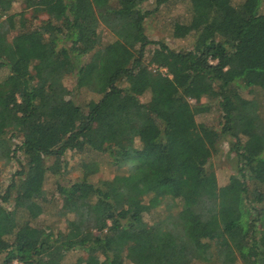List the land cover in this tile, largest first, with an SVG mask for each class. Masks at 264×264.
Masks as SVG:
<instances>
[{
	"label": "trees",
	"instance_id": "trees-1",
	"mask_svg": "<svg viewBox=\"0 0 264 264\" xmlns=\"http://www.w3.org/2000/svg\"><path fill=\"white\" fill-rule=\"evenodd\" d=\"M143 1L0 0V165L18 168L0 193V264H264V118L240 94L264 87V0H186L181 50L145 37ZM64 76L96 100L81 109ZM212 107L217 128L196 120ZM223 141L234 171L219 183L206 165ZM68 149L117 172L56 182L64 229L35 227Z\"/></svg>",
	"mask_w": 264,
	"mask_h": 264
},
{
	"label": "rangeland",
	"instance_id": "rangeland-1",
	"mask_svg": "<svg viewBox=\"0 0 264 264\" xmlns=\"http://www.w3.org/2000/svg\"><path fill=\"white\" fill-rule=\"evenodd\" d=\"M158 0H144L140 4L141 10L148 11L142 21L143 33L148 40L156 42H163L167 47L174 50L188 49L193 42L192 35L185 33L180 28L172 29L174 23L180 24L186 21L187 17V2L186 0H164L157 3ZM241 0H230L231 4L235 5ZM21 6L18 3H14L10 11H19ZM259 12L264 14V1L259 7ZM29 11L23 12V16L27 17ZM42 15L37 19H43ZM9 20V16L5 18ZM9 27V25H6ZM99 39H101L102 46H107L111 42L113 37L104 32L102 29L98 32ZM10 36V34H8ZM153 44L146 46L147 50L153 47ZM147 57V55H146ZM146 57L144 62L146 61ZM151 67V66H150ZM63 85L68 90V98L77 104L81 109H86L88 101H95L97 95L89 93L85 88H75L73 85V78L71 76H64L62 79ZM240 94L243 97H253L257 100L260 112L264 118V87L253 88L251 94H246L245 90H240ZM138 100L147 101L148 93L146 91L141 92L138 96ZM201 101H205L204 98H200ZM196 120L205 122L217 128L219 122L218 113L212 107L209 112L196 116ZM16 140V139H14ZM63 162L66 164V172L63 175L57 177L48 174L43 181L42 188L44 191V204L41 214L35 216V219L31 222V225L40 228H49L51 230H63L64 223L63 218L58 217L55 214V210L58 205V196L55 183L59 181V184H66L69 180L77 178H86L89 182L96 183L98 180H105L110 178L117 170L107 164L104 159L90 152L76 153L73 150H66L61 156ZM207 168H210L216 175L217 181L222 182L227 175L234 171L233 156L227 152V146L225 142H221L217 148V151L207 159ZM23 164V162H21ZM18 170L15 159H11L6 165H0V193L9 181L10 176ZM160 208H154L148 213L142 215L145 222H152L159 214ZM82 254L79 251L70 252L64 257L66 262H70L77 255ZM12 264H18L12 262ZM122 264H130L123 261ZM197 264V263H195ZM235 264H241L236 261Z\"/></svg>",
	"mask_w": 264,
	"mask_h": 264
}]
</instances>
